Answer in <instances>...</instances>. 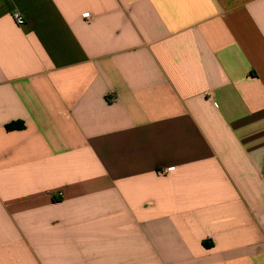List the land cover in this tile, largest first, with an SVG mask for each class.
Here are the masks:
<instances>
[{
  "label": "crops",
  "instance_id": "1",
  "mask_svg": "<svg viewBox=\"0 0 264 264\" xmlns=\"http://www.w3.org/2000/svg\"><path fill=\"white\" fill-rule=\"evenodd\" d=\"M0 264H264V0H0Z\"/></svg>",
  "mask_w": 264,
  "mask_h": 264
},
{
  "label": "built area",
  "instance_id": "2",
  "mask_svg": "<svg viewBox=\"0 0 264 264\" xmlns=\"http://www.w3.org/2000/svg\"><path fill=\"white\" fill-rule=\"evenodd\" d=\"M13 19L15 20L16 24L18 26H24L26 25V19L23 15L19 14V13H14L13 14Z\"/></svg>",
  "mask_w": 264,
  "mask_h": 264
},
{
  "label": "trees",
  "instance_id": "3",
  "mask_svg": "<svg viewBox=\"0 0 264 264\" xmlns=\"http://www.w3.org/2000/svg\"><path fill=\"white\" fill-rule=\"evenodd\" d=\"M9 130H19L23 128V125H11L7 127Z\"/></svg>",
  "mask_w": 264,
  "mask_h": 264
}]
</instances>
